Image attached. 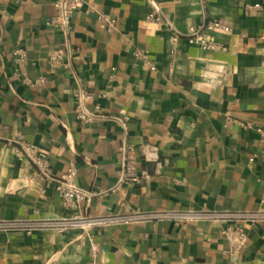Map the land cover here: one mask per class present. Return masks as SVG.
<instances>
[{"label": "crops", "instance_id": "1", "mask_svg": "<svg viewBox=\"0 0 264 264\" xmlns=\"http://www.w3.org/2000/svg\"><path fill=\"white\" fill-rule=\"evenodd\" d=\"M54 1L0 0V264H264V4L81 0L63 32ZM77 91L93 97L90 123ZM124 139L138 183H120ZM20 144L101 195L66 209ZM157 211L229 216L51 225Z\"/></svg>", "mask_w": 264, "mask_h": 264}, {"label": "built area", "instance_id": "2", "mask_svg": "<svg viewBox=\"0 0 264 264\" xmlns=\"http://www.w3.org/2000/svg\"><path fill=\"white\" fill-rule=\"evenodd\" d=\"M203 2L206 0H202ZM243 1V0H240ZM255 3L251 6L245 5L244 11L246 14H250L254 11H258L261 9L262 4H264V0H254ZM81 3V0H55L53 3V7L57 11V15L50 19V23L58 27L61 31L66 32L71 15L74 9ZM151 18L156 22H161L159 17V13L154 11L151 14ZM100 25L108 31L113 30L114 21L111 19H107L105 16L99 17ZM208 30L216 31V32H228L229 29L222 25L219 21L213 20L207 25ZM195 34V33H194ZM195 36H197L195 34ZM201 46L206 50H215L217 46L212 43H208L201 40ZM224 50V48H220ZM17 53L21 56L24 55V52L17 51ZM135 56H141L139 53L135 52ZM143 57V56H141ZM145 59V57H143ZM76 98V107H75V117L77 120L83 123H90L93 119L96 118L94 113L88 111L85 107V102L91 100L92 95L84 94L82 91H77L75 94ZM120 123L124 136L126 135V123L120 119H117ZM259 134L264 136V130H260ZM20 149L22 152L26 154L28 157L29 163L31 167H34L39 177L48 183H54L57 189L58 195L61 199L63 206L66 209H74L81 202L89 201L94 196H99L101 193H94L90 191H86L84 189L79 188L75 182V169L70 167L67 170L66 175L60 179L55 180L52 178L49 170V163L40 156H37L35 149L29 145H21ZM122 154H123V170L120 178V183H138L140 181V176L138 175L136 168V160L134 148L131 144H129L125 139L122 144ZM229 215L223 213H200V212H171V211H157L153 213L147 214H135L129 217H122L119 215H108L103 217L89 218V217H74L69 221H63L58 223H51V225L63 230L66 228H78L82 231H88L91 229L101 228L104 226L117 224V223H128L132 221H143V220H164V221H173V222H189L195 221L198 219H219V218H227ZM258 215H250L247 217L255 218ZM244 217V216H243ZM45 226V224H43ZM33 226V225H32ZM8 228L6 223H0V230Z\"/></svg>", "mask_w": 264, "mask_h": 264}]
</instances>
